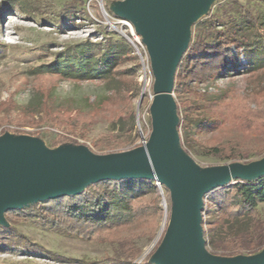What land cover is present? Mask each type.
I'll return each mask as SVG.
<instances>
[{
    "label": "rangeland",
    "instance_id": "rangeland-1",
    "mask_svg": "<svg viewBox=\"0 0 264 264\" xmlns=\"http://www.w3.org/2000/svg\"><path fill=\"white\" fill-rule=\"evenodd\" d=\"M127 3L128 0H0V139L19 132L20 137L37 141L48 149L59 150L63 146L53 145L65 141L86 146L99 155L132 150L148 139L153 72L151 77L146 76L149 89L143 93L140 103L143 92L140 66L135 76L122 77V80L118 77L77 80L55 73L33 72L36 67L52 62L67 46L81 43L98 51L108 42L119 46L123 38L136 55L130 41L123 36L133 33L141 40L135 30L138 19L127 17L123 11ZM202 6L200 15L186 26L191 40L213 19L221 30H224V21L235 24L241 20L243 11L254 20L264 19V0H206ZM254 33L249 29L244 32L248 39H252ZM260 34L258 48L250 46L235 52L234 45L230 46L238 55L235 68L227 65L209 79L190 82L194 95L186 91L173 93L179 118L178 132L181 130L202 145L195 144L197 151H187L199 169L232 163L249 165L264 160V132L242 136L231 118L210 133L201 128L208 124L205 115L194 108L188 112L191 122L184 128L179 127L183 105L188 101L197 102L196 96L221 97L222 105L228 107L220 108L223 115L245 102L248 110H260V120H264V32ZM205 40L212 42V37ZM133 64L126 61L118 68H130ZM250 69L254 71L249 72ZM117 118H121L120 121ZM212 146L230 148L236 158L226 157ZM130 188L143 202L156 200L153 217L131 216L126 210H120L118 214L124 222L103 228L86 225L85 233L78 234L73 229H64V223L62 227L52 224L50 219L59 222L64 218L58 219L59 214H51L47 206H39L41 216H53L46 217L45 221L43 216L32 213L11 216L13 222L4 215L0 223V264H156L152 258L170 218L169 192L164 185L158 188L154 180L151 184ZM203 200L202 219L218 216V205L208 195L203 196ZM257 211L264 222V201L257 202ZM202 237L205 249L219 259L230 261L256 254L264 257V246L251 254L246 251L215 254L210 250L206 233L203 232ZM134 248H138L139 253L125 258L122 251L128 253Z\"/></svg>",
    "mask_w": 264,
    "mask_h": 264
},
{
    "label": "water",
    "instance_id": "water-1",
    "mask_svg": "<svg viewBox=\"0 0 264 264\" xmlns=\"http://www.w3.org/2000/svg\"><path fill=\"white\" fill-rule=\"evenodd\" d=\"M204 1L128 0L123 8L127 17L138 19L135 30L146 47L154 77L151 130L141 146L99 155L73 143H62L59 150L48 149L20 134L0 139V223L8 210L77 194L100 180L144 178L164 185L170 199L169 222L153 262L264 264L259 254L230 261L216 258L205 249L202 237L203 196L232 179L263 176L264 160L199 169L182 148L177 129L174 75L191 40L186 26L200 15ZM142 98L143 94L139 103Z\"/></svg>",
    "mask_w": 264,
    "mask_h": 264
},
{
    "label": "trees",
    "instance_id": "trees-1",
    "mask_svg": "<svg viewBox=\"0 0 264 264\" xmlns=\"http://www.w3.org/2000/svg\"><path fill=\"white\" fill-rule=\"evenodd\" d=\"M240 17L241 20L235 24L224 21L222 26L224 30L217 27V21L214 19L209 24L203 25L198 34L189 42L185 52L182 53L174 75L173 91L175 94L186 91L194 95V91L189 87L190 82H201L209 79L222 72L227 65L235 68L239 60L238 55L230 50L231 45H234L235 52L250 46L251 48L260 46V33L264 32V19L263 21L259 20L260 22L254 20L245 11L241 13ZM248 29L255 32L252 39H248L244 34ZM206 37H212V42L206 41ZM121 40L119 46L108 42L98 51H94L92 46L89 47L82 43L67 46L64 51L55 55L52 62L36 67L33 72L36 74L55 73V75L63 78L77 80L115 77L122 80V77H133L136 75L139 64L131 47L124 42L123 38ZM126 61L134 62L133 66L119 69V65ZM196 97L197 102L188 101L183 105L184 112L180 117V128H184L187 123L191 122L188 112L197 108L208 121V124L201 126V128L210 131V133L218 130L223 121L226 119L229 121L230 118L237 123L242 136H255L264 132V120H260L262 115L261 112H258L260 110H248L245 102L242 105H236L234 109L231 108V112L228 111L223 115L219 110L221 107L227 106L222 105L221 97L209 96L204 99L199 98V96ZM130 115L134 117L133 113ZM120 119L117 118V121ZM259 120L260 122H258ZM179 133L182 146L186 152L195 150L196 140L189 138L190 135L182 133L181 130ZM14 134L20 133L14 132ZM64 142H57L53 146ZM212 148L218 153L223 152L226 157L236 158L230 148L222 146H212ZM152 182L153 180L144 178L104 179L86 186L77 194L63 195L59 198L32 203L26 207L8 210L3 215L12 222L11 216H27L32 213L38 217L41 216L39 206H47L49 212H52H50L51 214L57 213L59 214L58 219L59 217L64 219L63 221L59 220V223L57 219L55 221V218L50 219L53 216L47 217L42 214L43 217H41L44 221L48 218L52 224L56 223L59 227H62V223H64L66 225L63 227L64 229H73L78 234H82V232L85 233L83 227L86 225L93 228H103L107 225L124 222L118 214L120 210H126L131 216L147 214L153 217L156 212V200L150 199L143 202V198L133 193L130 188L137 185L138 187L144 186ZM205 195H208L210 200L215 202L219 208L218 216L202 220L203 232L206 233L211 252L233 255L243 254L246 251V253L251 254L263 248L264 222L259 217L257 202L264 201V175L253 180L232 179L230 184L216 187ZM75 224L78 226H73ZM132 251L127 253L123 250L122 254L126 258L139 253L138 248H134Z\"/></svg>",
    "mask_w": 264,
    "mask_h": 264
},
{
    "label": "built area",
    "instance_id": "built-area-1",
    "mask_svg": "<svg viewBox=\"0 0 264 264\" xmlns=\"http://www.w3.org/2000/svg\"><path fill=\"white\" fill-rule=\"evenodd\" d=\"M132 36V38H131ZM130 36V43L133 47L134 53L138 55V60H139V69H140V79H142V76H148L150 74V77L152 75V70H151V65H150V58L147 53L145 45L141 42V40L133 33H131ZM157 183L158 188H161V185L154 180Z\"/></svg>",
    "mask_w": 264,
    "mask_h": 264
},
{
    "label": "bare ground",
    "instance_id": "bare-ground-1",
    "mask_svg": "<svg viewBox=\"0 0 264 264\" xmlns=\"http://www.w3.org/2000/svg\"><path fill=\"white\" fill-rule=\"evenodd\" d=\"M142 80H143V92H142V94L146 91V90H148L149 88V83H148V80H147V78H146V75L145 76H142ZM150 98H151V101H152V99H153V94L150 96ZM150 101V102H151ZM164 205H165V203H164ZM162 224H163V222H162Z\"/></svg>",
    "mask_w": 264,
    "mask_h": 264
}]
</instances>
